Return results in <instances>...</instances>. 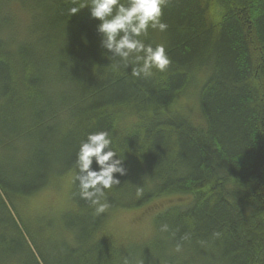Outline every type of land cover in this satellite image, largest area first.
<instances>
[{
    "label": "trees",
    "instance_id": "1",
    "mask_svg": "<svg viewBox=\"0 0 264 264\" xmlns=\"http://www.w3.org/2000/svg\"><path fill=\"white\" fill-rule=\"evenodd\" d=\"M72 6L0 0V264H264V0H168V30L146 42L164 44L172 64L148 79L116 67L99 21L88 8L70 16ZM190 93L199 122L173 108ZM101 130L127 173L114 174L96 215L75 160ZM69 174L72 203L59 216L24 213L23 200ZM178 195L153 212L147 238L113 229L114 210Z\"/></svg>",
    "mask_w": 264,
    "mask_h": 264
},
{
    "label": "clouds",
    "instance_id": "2",
    "mask_svg": "<svg viewBox=\"0 0 264 264\" xmlns=\"http://www.w3.org/2000/svg\"><path fill=\"white\" fill-rule=\"evenodd\" d=\"M167 4L168 0H72L73 6L68 13L72 16L88 8L90 17L99 21L96 31L107 58H113L116 67L130 68L132 77L148 79L155 72H166L172 64L164 44L146 42L150 30L160 33L168 30L169 25L163 20ZM75 167L80 198L94 209L96 215L105 213L109 208L108 192L120 184L114 174L124 176L127 173L124 156L121 157L114 148L113 134L106 130L89 133L79 145ZM158 232L166 233L170 238L176 235L168 223H161ZM221 235L213 232L211 241L220 239ZM190 239L191 233L180 237L181 241ZM199 243L202 247L209 244L208 241ZM174 250L182 252L183 244L177 243ZM125 264H129L127 259Z\"/></svg>",
    "mask_w": 264,
    "mask_h": 264
},
{
    "label": "rangeland",
    "instance_id": "3",
    "mask_svg": "<svg viewBox=\"0 0 264 264\" xmlns=\"http://www.w3.org/2000/svg\"><path fill=\"white\" fill-rule=\"evenodd\" d=\"M15 8V5H12ZM12 8V7H11ZM16 19L21 26L25 24L26 14L16 9ZM196 98L192 94L178 98L173 108L182 114L192 118L195 122L201 121L200 111L196 109ZM72 174L60 178V184L47 185L46 189L41 190L35 195L26 198L21 202V207L26 214H38L36 218H48L51 215L59 214L72 203L67 184L71 180ZM57 185V188L55 187ZM180 195L172 197V199H159L153 204H148L138 210H114L112 212V226L117 234L130 236L134 239L147 238L150 229V218L157 207L164 203L172 201H180ZM48 210V211H45Z\"/></svg>",
    "mask_w": 264,
    "mask_h": 264
}]
</instances>
